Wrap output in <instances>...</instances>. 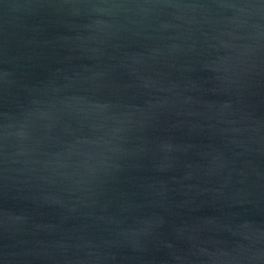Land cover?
Masks as SVG:
<instances>
[{
	"label": "water",
	"instance_id": "water-1",
	"mask_svg": "<svg viewBox=\"0 0 264 264\" xmlns=\"http://www.w3.org/2000/svg\"><path fill=\"white\" fill-rule=\"evenodd\" d=\"M0 264H264V0H0Z\"/></svg>",
	"mask_w": 264,
	"mask_h": 264
}]
</instances>
